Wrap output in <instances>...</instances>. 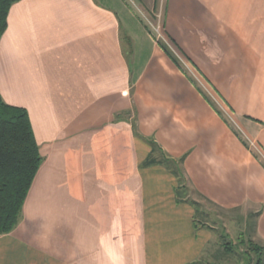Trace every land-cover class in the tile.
Returning <instances> with one entry per match:
<instances>
[{"label":"crops","instance_id":"1","mask_svg":"<svg viewBox=\"0 0 264 264\" xmlns=\"http://www.w3.org/2000/svg\"><path fill=\"white\" fill-rule=\"evenodd\" d=\"M161 2L10 7L0 93L43 159L0 264H222L199 200L264 246V0Z\"/></svg>","mask_w":264,"mask_h":264},{"label":"trees","instance_id":"2","mask_svg":"<svg viewBox=\"0 0 264 264\" xmlns=\"http://www.w3.org/2000/svg\"><path fill=\"white\" fill-rule=\"evenodd\" d=\"M16 1L0 0V39L7 28L9 9ZM42 159L28 110L8 104L0 93V234L17 225ZM183 189L179 188V193ZM226 245L231 248L232 242ZM249 247L257 251L256 264H261L264 246Z\"/></svg>","mask_w":264,"mask_h":264},{"label":"rangeland","instance_id":"3","mask_svg":"<svg viewBox=\"0 0 264 264\" xmlns=\"http://www.w3.org/2000/svg\"><path fill=\"white\" fill-rule=\"evenodd\" d=\"M162 1L163 2L160 3V9L162 10V12H160L161 17H159L162 18L161 20H163L164 5H165V0ZM127 2H129L132 6H136L144 9L143 5L147 7L151 6L153 0H127ZM149 19H150L149 21L153 22V18L150 17ZM162 23L163 21H161L160 23H156L158 25V29L163 28ZM189 192H191L194 195V193L190 189ZM195 195L196 197H198L197 194ZM199 204L201 205L195 206L197 210V219L201 221H209L210 223L215 224L216 226V229L214 230L215 241L214 244L212 243L210 246L211 252L212 251L215 252L217 250L216 247H218V245L216 246V243L221 244L222 247H224L226 243L232 242L230 249L232 250V253L229 254L228 251L226 250L227 252L224 255L221 254L222 250H220L219 253L211 256V259L213 261L216 260L220 261L222 264H256L258 255L255 251L250 249L248 244L249 243L248 236H241L240 238L241 227L244 226L247 219L246 214H243L242 212H232L230 214L229 213L225 214L220 212V215L217 213L218 215L215 216L214 214L216 213V210L212 207V213H209V215H204L203 214L204 205L207 206L205 204V200H199ZM234 227L236 228V230L234 229Z\"/></svg>","mask_w":264,"mask_h":264}]
</instances>
